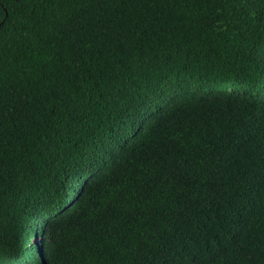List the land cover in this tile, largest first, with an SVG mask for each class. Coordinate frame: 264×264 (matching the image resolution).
Segmentation results:
<instances>
[{
	"label": "trees",
	"instance_id": "16d2710c",
	"mask_svg": "<svg viewBox=\"0 0 264 264\" xmlns=\"http://www.w3.org/2000/svg\"><path fill=\"white\" fill-rule=\"evenodd\" d=\"M0 264H264V0H0Z\"/></svg>",
	"mask_w": 264,
	"mask_h": 264
}]
</instances>
